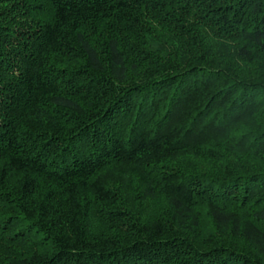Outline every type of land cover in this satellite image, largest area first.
<instances>
[{"label": "trees", "instance_id": "trees-1", "mask_svg": "<svg viewBox=\"0 0 264 264\" xmlns=\"http://www.w3.org/2000/svg\"><path fill=\"white\" fill-rule=\"evenodd\" d=\"M0 264H264V0H0Z\"/></svg>", "mask_w": 264, "mask_h": 264}]
</instances>
